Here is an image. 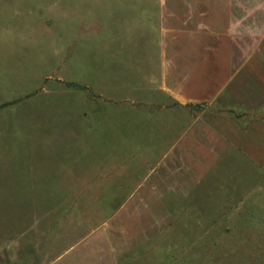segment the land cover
I'll return each instance as SVG.
<instances>
[{
  "label": "rangeland",
  "instance_id": "rangeland-1",
  "mask_svg": "<svg viewBox=\"0 0 264 264\" xmlns=\"http://www.w3.org/2000/svg\"><path fill=\"white\" fill-rule=\"evenodd\" d=\"M0 264H264V0H0Z\"/></svg>",
  "mask_w": 264,
  "mask_h": 264
}]
</instances>
